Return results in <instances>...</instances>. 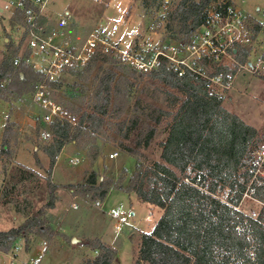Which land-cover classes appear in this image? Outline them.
Here are the masks:
<instances>
[{
	"label": "trees",
	"instance_id": "16d2710c",
	"mask_svg": "<svg viewBox=\"0 0 264 264\" xmlns=\"http://www.w3.org/2000/svg\"><path fill=\"white\" fill-rule=\"evenodd\" d=\"M136 1L146 11L154 3L159 7L162 0ZM214 1L171 0L172 9L163 15L164 36L169 40L187 39L206 23L208 6ZM228 5H232L231 1L223 0L215 9ZM10 23L25 25L20 10H15ZM259 28L256 25L255 32ZM252 48L253 41L238 45L236 58L245 61ZM19 50L20 44L8 42L1 57L2 100L23 86L33 90L41 80L23 60L17 62ZM96 61L101 64L87 87L82 81L88 80ZM104 63L110 66L104 67ZM68 73L76 81L67 85L82 102L87 99L84 103L88 110L82 111L72 131L66 123L52 126L51 140L42 146L49 158L44 177L46 201L18 225L0 231L2 249H10L17 239H23L27 247L30 235L50 232L41 218L44 209L54 208L58 200V185L50 178L56 156L65 143L90 136L94 138L91 145L94 159L100 149L97 138L100 128L126 111L133 92L130 78L139 74L162 86L167 109L151 104L141 106L140 99L134 98L135 113L115 123L123 140L134 135V146L120 143L122 151L136 159L133 174L127 178L123 169L116 180L104 177L99 180L96 171L90 170L81 182L67 185L71 194L102 199L116 188L162 210L151 231L141 235L133 264H264V205L255 216L238 207L248 192L264 201V176L251 180L256 167L254 151L261 141L258 129L225 109L222 100L208 96L206 82L198 76L178 77L167 68L142 74L115 57L100 54L82 70L71 68ZM59 85L61 81L55 83V88ZM162 122L165 137L159 144V158L145 160L138 148L149 145ZM8 131L9 127L4 126L1 153L5 154L9 153ZM85 244L97 252L83 264H111L116 254L114 247L100 238L87 240Z\"/></svg>",
	"mask_w": 264,
	"mask_h": 264
},
{
	"label": "rangeland",
	"instance_id": "374dc122",
	"mask_svg": "<svg viewBox=\"0 0 264 264\" xmlns=\"http://www.w3.org/2000/svg\"><path fill=\"white\" fill-rule=\"evenodd\" d=\"M222 1L212 2L207 12L215 10V7ZM230 1L232 6L239 9L254 32L253 52L249 59L256 62L264 55V0ZM155 4L145 11L136 0H129L127 5L123 0H48L42 22L45 27H53L58 25L61 19L66 20V29L59 27L63 29L68 38L79 42L92 27L101 26L112 38L126 44L130 39L127 33L131 29L136 31L140 40L149 35L154 36L152 32H156L157 37L164 36L163 15L172 9L171 0L169 2L162 0L159 7ZM14 14V7L6 0H0V60L8 42L13 41L15 45L20 44V53L24 50L25 41L21 40L24 38L23 26L20 23L13 25L10 23ZM258 24L260 28L255 32L254 28ZM100 64V61H96L88 80L82 81L87 87L91 84V79ZM103 66L109 67L110 63H104ZM84 67L79 69L82 70ZM133 76L130 78L133 82L131 104L129 103L126 111L118 114L117 118H111L110 124H105L97 134L99 154L94 159L92 158L91 145L94 138L90 136L67 142L60 150L50 177L51 181L58 185V200L54 208L44 209L45 215L41 218L44 225L49 227L50 232L30 235L27 247L23 239L16 240L15 244L19 247L17 253L19 264L37 254L43 240L47 244L39 264H83L85 259L95 255L85 243L87 240L99 238L96 236L99 232L107 236L114 235L115 257L117 253L119 257L117 264H133L138 254L141 235L146 233L144 230L150 229L151 231L162 210L157 206L147 209L138 203L134 194L129 195L116 188L111 189L102 199L93 200L78 195L74 200L77 206L74 207L71 205L73 199L68 193L67 186L81 182L86 172L90 170L96 171L99 180L102 177L116 180L123 169L126 171L127 178L133 174L136 159L123 152L120 143L134 146V135L128 140H123L116 131L115 123L135 113L132 111L134 98L140 99L141 106L151 104L167 109L162 86L146 76H139V74H133ZM58 81H61V85L50 92L52 98L77 117L82 111L88 110L84 103L87 99L82 102L80 97L74 95L70 90L71 87L67 85L76 81L71 74L66 72ZM32 92L33 90L28 86H23L15 89L6 100L0 99V231L20 223L22 219L13 217L10 199L19 198V201H26L29 198L34 209L33 213L41 209L46 201L44 177L47 175L46 168L49 166V158L43 152L42 146L49 143L51 139H42L40 135L42 130L41 109L32 102ZM230 96L232 101H222L223 107L238 116H243L246 123L260 131L259 135L264 134V79L262 75L247 69L238 73ZM6 125L9 127L8 154L1 153L4 139L2 130ZM164 125L162 122L157 126L155 137L147 147L138 148L145 160L159 158L161 149L159 144L165 137ZM113 151L117 152V156L109 158V153ZM73 157L77 160H73ZM19 167L27 169L28 171L25 172L28 174H31L29 171L34 173L33 178H26V173L24 182L23 180L19 182L20 187L29 186L33 191L30 194L29 192L22 194L16 188H12L9 195L2 197L1 189L5 180L10 179V174L16 172ZM258 175L264 176V168L256 171L251 180ZM97 200L100 207L95 204ZM262 205L264 201L252 197L248 192L243 196L238 207L245 213L255 216ZM108 212H118L124 218L120 232L114 229L113 220ZM148 213L150 217L146 218ZM134 223H138V226L133 227ZM72 237H76L77 241L72 242ZM109 240L110 238H107V241ZM7 252L0 247V264L8 263L10 254Z\"/></svg>",
	"mask_w": 264,
	"mask_h": 264
},
{
	"label": "built area",
	"instance_id": "2783aa9c",
	"mask_svg": "<svg viewBox=\"0 0 264 264\" xmlns=\"http://www.w3.org/2000/svg\"><path fill=\"white\" fill-rule=\"evenodd\" d=\"M47 1L6 0L14 10L22 12L25 23L24 50L17 62L23 60L41 78L33 89L31 100L41 109L42 139L52 137L53 125L66 123L71 131L76 127L78 117L52 98L50 92L63 74L71 68L86 66L95 55L115 57L142 74L167 68L178 77L198 76L206 82L207 95L222 101L229 99L238 73L247 69L264 75V58L260 57L256 62L249 59L253 48L245 61L236 58L238 45L251 43L254 32L239 9L232 5L208 11L206 23L195 29L187 39L169 40L164 36L157 37L156 32H152L154 36L140 40L136 31L131 29L129 41L123 44L101 26L92 27L80 42L66 36L63 29H66L67 22L64 19L56 26L45 27L41 17ZM249 61L251 64H248ZM260 136L261 141L254 151L256 167L253 175L264 168V134ZM116 156V151L109 153V158ZM73 160L76 161V157ZM71 196V205L76 207L74 200L77 195ZM95 204L100 207L98 200ZM108 215L113 220L114 229L120 231L124 218L118 212H108ZM149 217L150 213L146 215V218ZM46 244L43 240L37 254L21 264H39ZM7 251L10 254L7 264H19V247L14 244Z\"/></svg>",
	"mask_w": 264,
	"mask_h": 264
},
{
	"label": "crops",
	"instance_id": "0c3cea01",
	"mask_svg": "<svg viewBox=\"0 0 264 264\" xmlns=\"http://www.w3.org/2000/svg\"><path fill=\"white\" fill-rule=\"evenodd\" d=\"M123 2H125V4L127 5L128 4V2H129V0H123ZM129 33V32H128ZM127 33V34H128ZM116 39V38H115ZM228 100H230V101H232V97L230 96L229 97V99ZM243 120H244V117L243 116H241V115H239ZM2 134H3V130H2ZM36 147V146H35ZM34 147V148H35ZM19 162V161H18ZM27 170V169H26ZM31 174H28L27 172H25V168H22V167H19V168H17L16 169V172H14V173H12V174H10L11 176H10V179H6L5 180V183H4V185L2 186V189H1V196L2 197H6L7 195H9V193L14 189V188H16V190L18 191V192H20V193H22V194H24V193H26V192H29V194H30V192H32L33 190H32V187H20L19 186V182H21L22 180H23V182H24V176L26 175V173H27V175H26V178H28V177H30V178H33L35 175H34V173L32 172V171H29ZM32 176V177H31ZM17 179V180H16ZM13 188V189H12ZM15 190V191H16ZM20 193H18L19 195H22V194H20ZM68 193L69 194H71L70 193V191L68 190ZM17 194V195H18ZM18 195V196H19ZM133 196V195H132ZM29 199V198H28ZM26 199V201H19V198H17L16 200H13V199H10V203H12V212H13V217L15 218V219H19V218H25L27 215H30V214H32L33 212H34V209H33V206H32V202H31V200L29 199ZM138 200V203L139 204H142L143 206H145L147 209L148 208H152V207H154L155 205H153V204H150V203H147V202H142V201H140L139 199H137ZM156 207V206H155ZM159 208V207H158ZM161 210V209H160ZM133 214V213H132ZM21 219V220H22ZM21 220H20V222H21ZM144 220H146V219H144ZM19 224V223H18ZM18 224H16V225H18ZM13 226H15V225H13ZM133 227H137L138 226V223H134L133 225H132ZM12 227V226H11ZM10 228V227H9ZM8 229V228H7ZM148 231H150V229H147V230H144V232H148ZM120 232V231H119ZM97 237H99L101 240H103L104 242H106V243H108V244H110V245H112L114 248L116 247L115 245H114V235L113 236H111V235H109V236H107L106 234H104L103 232H99V234H97L96 235ZM107 238H110V240L109 241H107ZM116 249V248H115ZM118 251V250H117ZM117 262H119V257H118V253H117V256L112 260V262H111V264H117Z\"/></svg>",
	"mask_w": 264,
	"mask_h": 264
},
{
	"label": "water",
	"instance_id": "95a60500",
	"mask_svg": "<svg viewBox=\"0 0 264 264\" xmlns=\"http://www.w3.org/2000/svg\"><path fill=\"white\" fill-rule=\"evenodd\" d=\"M248 64H251L250 61L248 62ZM77 241V238L76 237H72L71 241L74 242V241Z\"/></svg>",
	"mask_w": 264,
	"mask_h": 264
}]
</instances>
